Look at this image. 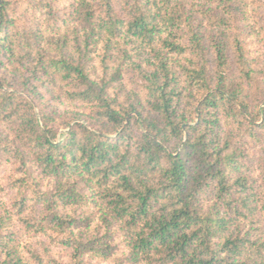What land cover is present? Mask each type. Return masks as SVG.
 Returning <instances> with one entry per match:
<instances>
[{
	"label": "trees",
	"instance_id": "obj_1",
	"mask_svg": "<svg viewBox=\"0 0 264 264\" xmlns=\"http://www.w3.org/2000/svg\"><path fill=\"white\" fill-rule=\"evenodd\" d=\"M0 264H264V0H0Z\"/></svg>",
	"mask_w": 264,
	"mask_h": 264
}]
</instances>
